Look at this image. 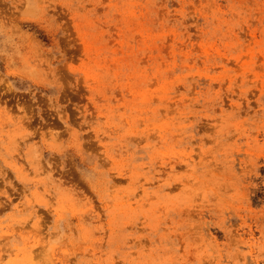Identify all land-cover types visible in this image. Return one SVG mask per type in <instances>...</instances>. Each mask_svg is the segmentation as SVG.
<instances>
[{
  "label": "rangeland",
  "instance_id": "obj_1",
  "mask_svg": "<svg viewBox=\"0 0 264 264\" xmlns=\"http://www.w3.org/2000/svg\"><path fill=\"white\" fill-rule=\"evenodd\" d=\"M0 264H264V0H0Z\"/></svg>",
  "mask_w": 264,
  "mask_h": 264
}]
</instances>
